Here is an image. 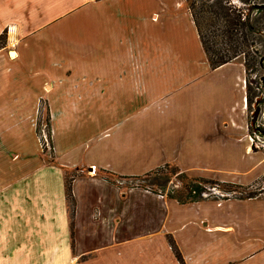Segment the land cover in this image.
<instances>
[{
  "label": "crops",
  "instance_id": "obj_1",
  "mask_svg": "<svg viewBox=\"0 0 264 264\" xmlns=\"http://www.w3.org/2000/svg\"><path fill=\"white\" fill-rule=\"evenodd\" d=\"M2 33L0 264H264L263 195L179 203L132 183L166 162L264 175L241 60L210 68L184 0H0Z\"/></svg>",
  "mask_w": 264,
  "mask_h": 264
},
{
  "label": "trees",
  "instance_id": "obj_2",
  "mask_svg": "<svg viewBox=\"0 0 264 264\" xmlns=\"http://www.w3.org/2000/svg\"><path fill=\"white\" fill-rule=\"evenodd\" d=\"M184 2L196 28L210 68H217L239 58L245 71L247 107L249 108L252 103H256L262 109L264 107V0H184ZM4 40L5 33H2L0 34V45ZM259 70L262 71V74H257L256 71ZM251 73H255L254 80L257 78L258 84L255 87L250 84L252 83L249 80ZM254 98L256 101H254ZM256 120L253 124L251 120L249 121L250 135L254 132L264 135L262 132L264 128L257 127ZM46 121H48V118ZM168 169L172 174H176L183 179L182 185L186 190L185 195L182 194V196L174 192L166 195L179 203L199 200L198 195L204 189L202 183L229 184L236 190L240 188V185L233 183L218 182L189 175L182 172L174 163L169 162L141 176L133 177L137 181L139 180L135 185L143 188L148 187L144 183L145 181L151 185H161L152 181L151 177L156 176L157 179H161L160 173ZM101 174H104L107 179L110 176H115L112 172L106 170H102ZM75 175L74 172H68L65 175V194L70 206L73 204L70 184ZM164 179L167 180L168 176ZM149 189L158 193L155 188L149 187ZM172 250H174L176 258L180 261L178 251L175 247Z\"/></svg>",
  "mask_w": 264,
  "mask_h": 264
},
{
  "label": "rangeland",
  "instance_id": "obj_3",
  "mask_svg": "<svg viewBox=\"0 0 264 264\" xmlns=\"http://www.w3.org/2000/svg\"><path fill=\"white\" fill-rule=\"evenodd\" d=\"M256 72H257V74H262L261 70L256 71ZM254 75H255V73H251V75L249 77L250 82H252V83H250L252 87H255L256 84H258L256 81L257 78H256V80L253 79ZM254 90H255V92H257V90L255 88H254ZM259 96H261V95H259ZM254 101H256L255 98H254ZM247 109H248V120L249 121L251 120V123L253 124L254 121L260 115V112L262 109H260V106H257L256 103H252V105H250L249 108L247 107ZM37 115H38V117L36 120V124L34 126V129L32 130L34 140L36 143H38L37 145H38L39 149L41 148L40 152L46 154V156L49 158L50 156H48V155H50L51 150L50 149L48 150L46 145L42 146L40 141H39V138H41V134H42L41 123L43 121H45V124H46V128H45V130L47 131L46 133L49 135L48 140L50 139V126L48 124V121H46V119H47L46 110L40 112V114L37 113L36 116ZM33 116H35V113L33 114ZM33 116H31L29 119V121L31 122V126H32ZM256 124H257V120H256ZM262 128H264V127H262ZM13 130H11L10 128H8L6 130L0 129V139L3 140L5 138L6 132L11 133V131H13ZM262 132L264 133V130H262ZM254 133H256V132H254ZM254 133H252V135L249 134L250 139L251 138L253 139L252 136ZM49 142H50V140H49ZM255 142L252 140L253 147L256 149H259L261 151H264V143H262L261 141H257V140H255ZM50 145H51V143H50ZM160 175L162 176L161 179H157L156 176H153L151 178H152V181H154L156 183H160L161 185H158V184L151 185V184H148L147 181H145L144 183L147 184L148 188L149 187L155 188L158 193L163 194V195H167L168 193H173V192L176 194H179V195H182V194L185 195L184 193L186 192V190L183 188V185H182L183 179L181 177L177 176L176 174H172L169 169L165 170L163 173H160ZM166 176H168L167 180L164 179V177H166ZM126 181H128V180H126ZM133 182L138 183L139 180L138 181L135 180ZM149 183H150V181H149ZM180 183H181V186H180ZM176 185H179V186L175 187ZM202 185L204 186V189L198 195L199 200H202V199L224 200V199H229V198L244 199V198H248L249 197L248 195H250V194L253 195L251 197H254L256 195L257 196H259V195L264 196V194H262V193H264V175H263V178L261 177L256 182H254V184L251 187H245V186L240 185V188H238V190H236L234 187L229 186V184L222 185L221 183L220 184L202 183ZM259 190H261V191L259 192Z\"/></svg>",
  "mask_w": 264,
  "mask_h": 264
},
{
  "label": "built area",
  "instance_id": "obj_4",
  "mask_svg": "<svg viewBox=\"0 0 264 264\" xmlns=\"http://www.w3.org/2000/svg\"><path fill=\"white\" fill-rule=\"evenodd\" d=\"M41 126H42V128H41L42 134H41V138H39V141H40L42 146L46 145L47 149L51 150V145H50V142H49L50 139L48 140L49 135L46 133L47 131L45 130V128H46L45 121H43L41 123ZM256 126L257 127H259V126L260 127H264V108L261 110L260 115L257 118ZM252 137H253L252 140L254 142H255V140H257V141H261L262 143H264V135H261L260 133H254ZM177 186H179V185H176L175 187H177Z\"/></svg>",
  "mask_w": 264,
  "mask_h": 264
}]
</instances>
